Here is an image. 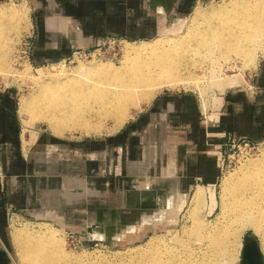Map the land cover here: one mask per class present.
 Masks as SVG:
<instances>
[{
	"label": "rangeland",
	"instance_id": "rangeland-1",
	"mask_svg": "<svg viewBox=\"0 0 264 264\" xmlns=\"http://www.w3.org/2000/svg\"><path fill=\"white\" fill-rule=\"evenodd\" d=\"M43 1L44 0H15L2 2L0 4V8L5 7V10L7 8L19 10L18 15L21 17L18 18L25 19L24 22L17 18L15 19L16 21H12L11 24L10 21L7 20L9 24L0 32V85L14 88L17 92L16 114L20 119L22 127L25 125L28 126V128L26 127L23 131L25 136H29L33 130L36 132L40 130L52 135L55 134L54 137H58L57 139H60L62 143H70L74 146L67 152H60L65 156L68 155L70 159L73 158L76 162L74 175H69L72 176L74 180L71 185L73 187L72 191L76 194V204L65 208L64 211L66 214L64 218L59 216V214L56 218H51L39 214L35 210L18 211V209L12 205L13 208L11 210L14 213L11 215L8 213L7 219V230L11 245V260L16 264H27V261H23V253L20 248H18L19 239L24 238L25 240L35 241L39 235H43L49 241H53L54 245H56V242L61 243L64 252L72 257L73 263L77 264L121 263V261L127 259H136L138 255L143 257V254L150 248L149 240L155 235L162 238L161 247L181 250L187 245L198 254H202L201 252H203L204 246L205 249L209 250L210 246L207 242L206 232L209 230L211 232L215 231L216 226L222 221L220 220L222 214L221 202L223 196H225L222 188L223 184L228 178L241 173L243 168L246 167L251 160H264V137L255 141L246 137H241L238 140V137L227 136L226 140L218 147V150H220L218 155L219 177L216 183L209 187L207 184L199 182V186L196 185L197 183H194L191 187L184 189H177L176 187L173 190L172 182L163 176L167 175V168L164 169L165 166L162 165V155L153 156L151 159H129L123 155L120 156V153L117 151L114 152V154H110L111 157L107 160L106 169L104 171L101 170L102 173H104L103 175L99 173L100 168L98 167V169L95 167V170L90 173L89 177L85 178L83 177L82 167L78 165V161L86 158L98 163V153L95 151L90 152V150L84 151L83 147H88L92 143L99 142L101 139L113 137L127 121L146 106L149 100H145V102L143 100L141 102L138 100L139 102L137 101V105L133 103L134 107L131 106L133 104L128 105V108L129 106L131 108L127 109V119H124L122 122L123 124L116 126L115 123V125L113 124L114 119L108 117L105 118L104 124H102L97 131H85L84 128L78 126L72 127L69 126L68 123L67 125L66 122H60L58 125L59 132L54 129L52 125L48 124V121L33 119L34 117H31V112L25 113V111H23L22 113L20 101H22L23 98H29L37 92L39 88L37 86L39 85L38 82L41 83L51 77L52 79L61 77L64 73L72 74L80 64L96 62L121 66L122 63L126 61L124 60L123 62L122 60L125 59V47L128 45H136L139 43H147L150 45L153 44V42H155L154 44H160L159 41L161 39L170 36L183 37L187 33L186 28H188L189 25L204 20L203 13L205 14L212 8L232 0H192L185 11H175L173 14L166 17L162 26L151 36L135 39L124 35L108 34L95 45H84L74 49L71 53L61 58L39 63L33 61L31 58V49L34 44L31 22L33 11L41 6ZM0 23H2V21H0ZM160 45H162V43ZM258 45H256L258 48H253L255 51L253 53V58H248L247 56L242 57L231 53L229 56L225 57V60V58H220L217 53L215 56L212 55L214 57H205L199 54L197 56V54H194V56L192 55L193 58L191 57L190 60L191 62L196 61L195 65L193 64L182 68V70H184L178 72L179 77L182 75L180 78L184 80L185 78L183 77L188 76L189 81L185 79L186 83L182 81L183 83L181 82L175 86H162L157 92L169 89L171 91L181 92L186 90L194 93L200 120L204 128L207 129L218 108L221 92L228 89L226 86L235 85L239 82L243 84H252L249 81L247 82V80L249 78L252 79L254 75H252V72L255 70L259 59L264 56V41L260 42ZM179 69L181 70V68ZM60 71L61 73H59ZM194 75L197 78L200 77L198 79L199 81L196 80L197 78H195ZM250 75L252 76L249 77ZM107 77L108 76H106V78ZM106 78L104 77L103 79ZM191 79H195L197 83L195 80ZM100 80H102V78ZM106 80L108 81L109 78ZM103 81L104 80L100 81L102 85ZM107 81H104V83L107 84ZM191 81H194L196 84L194 82L193 84L189 83ZM108 85L109 81L107 86ZM243 88L252 96L257 92V87ZM128 110L131 111L129 112ZM210 114L213 116L211 117ZM119 126L120 128H118ZM240 139L250 140L254 145L250 148L246 146L244 142H240ZM1 174L2 172L0 171V175ZM102 179H104V183L101 185L103 188L100 189L101 187L99 184L103 182ZM60 188L61 187H59L58 190H60ZM98 189L101 191H97ZM50 193L52 192L50 191ZM62 194L61 191L58 192V196L61 197ZM211 194L213 197H211ZM152 196H154L155 199H153L154 197ZM84 197L87 198L86 206H80L79 208L78 201L85 199ZM137 200L148 204L162 201L161 204L168 206L167 208H158V206L155 205L152 213L147 214L143 212L139 223L136 225L140 227L141 230L136 234H127L123 240H115L104 236H89L87 227L85 228L86 221L92 219L101 221L104 218L105 211L111 219L118 217L119 214L124 216L125 213L134 207L136 204L134 202H137ZM84 207L94 210L96 214L94 216L88 215L89 219L87 217L84 219V214L81 211ZM192 213H195V215H191ZM124 220L125 219L121 218L117 222H113L111 227L106 229L103 228L101 224H98L97 229L102 232L105 231V234H109V232H107L109 229L110 231H116L117 223H121ZM127 224H133V222L128 221ZM15 228H24L27 230L26 232L29 236L26 234V237L24 235L20 238L16 236L17 238L14 239ZM129 228L133 229L131 226ZM199 231H202V234H199ZM12 233H14V236ZM48 234L53 235L52 240L47 238L49 236L51 237V235ZM250 238L257 239L260 248H262L261 250L264 257L261 238L252 228L246 227L241 235V244L238 245L237 242L231 243V246L228 245L229 248L226 250L227 254L217 255L215 261L218 263L221 262L222 264H242V246L243 243ZM51 245L52 244H48L43 251L47 250ZM37 250V248L33 250L34 253L35 251L37 252ZM38 253L39 255L43 254L42 252ZM39 255L36 253L34 256L36 261L41 257ZM133 255L134 257H132Z\"/></svg>",
	"mask_w": 264,
	"mask_h": 264
},
{
	"label": "crops",
	"instance_id": "crops-1",
	"mask_svg": "<svg viewBox=\"0 0 264 264\" xmlns=\"http://www.w3.org/2000/svg\"><path fill=\"white\" fill-rule=\"evenodd\" d=\"M191 1L44 0L32 13L31 58L39 63L55 60L78 47L95 45L108 34L135 39L151 36L166 17L175 11H185ZM252 75L247 82L257 87L256 94L252 96L243 88L249 83L226 86L228 89L221 92L218 108L207 129L200 120L194 93L156 91L146 106L113 137L83 147L84 151L98 153V163L86 158L78 161L83 177H89L95 167L100 168L101 175L110 154L117 151L129 159L162 155L163 168H167V175L163 176L172 182L173 190L188 188L194 183L199 186V182L208 187L214 185L219 177L218 147L227 136L255 141L264 137V56ZM16 94L14 88L0 85V264H16L11 260L7 230L9 205L18 211L35 210L51 218L58 214L64 218L65 208L76 204L71 185L74 180L69 176L74 175L76 162L60 152L74 146L40 130L25 136L23 131L28 126L22 127L16 114ZM84 198L78 201L79 208L86 206L87 198ZM81 211L84 219L96 214L88 207ZM122 217L119 214L112 220L105 211L101 221L88 220L85 228L89 236L115 240H123L127 234L141 230L136 226L140 220L127 224L128 219L124 220L127 225L120 232L115 231L116 234L97 229L98 224L109 228Z\"/></svg>",
	"mask_w": 264,
	"mask_h": 264
},
{
	"label": "bare ground",
	"instance_id": "bare-ground-1",
	"mask_svg": "<svg viewBox=\"0 0 264 264\" xmlns=\"http://www.w3.org/2000/svg\"><path fill=\"white\" fill-rule=\"evenodd\" d=\"M4 8H0V21H2L0 32L5 29L9 21L11 24L21 17L18 15L19 10ZM203 17L204 20H200L201 22L189 25L183 37L170 36L161 39L159 43L162 45L153 42L150 45L139 43L126 46L125 59L122 60L126 61L121 66L96 62L80 64L72 74L64 73L61 77L53 79L51 77L41 83L38 82L37 92L20 101L22 113L31 112L33 119L48 121V124L58 132L60 122H66L72 127L84 128L85 131H97L108 117H112L113 124L117 126L127 119V109L131 108L130 106L128 108V105L133 103L137 105L139 101L150 100L162 86H175L182 81L186 83L187 79L189 81L188 76L183 77L186 81L180 78L182 75L179 77L178 72L183 71L182 68L195 65L196 61L190 60L192 55L199 54L206 57L215 56L217 53L220 58H225L234 53L253 58L255 52L253 48L264 41V0L227 1L203 13ZM21 20L25 22V19ZM104 77L109 78L108 86V81L103 79ZM101 78L107 81V84L103 81V85L106 86L101 84ZM193 82L189 83L193 84ZM131 106L134 107V104ZM222 188L225 195L221 202L220 220L222 221L218 223L215 231L206 232L209 250L204 246L202 254H198L187 245L181 250L161 247L162 238L155 235L149 240L150 248L146 253H142L143 257L138 255L136 259L108 264H220L221 262L215 261V257L227 254L228 245L231 246L233 242L240 245L241 235L246 227L252 228L259 235L264 249V160H251L241 173L228 178ZM191 215L194 216L195 213ZM123 226H126L124 221L120 224L118 222L116 231L119 228L118 232H120ZM26 231L24 228H15L13 238H20L23 235L26 237L28 234ZM107 232L112 233L110 229ZM12 234L14 236V233ZM199 234H202V231H199ZM52 236L47 238L52 240ZM48 244L52 245L43 251ZM18 248L23 253V261L29 264H77L73 263L72 257L64 252L61 243L56 242L54 245L53 241H49L43 235H39L35 241L19 239ZM36 248L38 250L34 253L33 250ZM38 252L43 254L39 255ZM36 253L41 256L38 261L34 257Z\"/></svg>",
	"mask_w": 264,
	"mask_h": 264
},
{
	"label": "water",
	"instance_id": "water-1",
	"mask_svg": "<svg viewBox=\"0 0 264 264\" xmlns=\"http://www.w3.org/2000/svg\"><path fill=\"white\" fill-rule=\"evenodd\" d=\"M161 203L162 201H156L152 204L139 201L131 210L125 213L122 219H128L129 222H137L141 219V215L143 212L147 214L152 213L155 205H157L158 208H167L166 205ZM241 262L242 264H264V257L257 239L250 238L243 243L241 251Z\"/></svg>",
	"mask_w": 264,
	"mask_h": 264
},
{
	"label": "built area",
	"instance_id": "built-area-1",
	"mask_svg": "<svg viewBox=\"0 0 264 264\" xmlns=\"http://www.w3.org/2000/svg\"><path fill=\"white\" fill-rule=\"evenodd\" d=\"M6 1H15V0H0V4H1L2 2H6ZM248 87H255V86H254L253 84H250ZM238 140H239V138H238ZM240 142H244V144H245L246 146L250 147V148H251V146L254 145V143H253L252 141L247 140V139H240ZM12 208H13L12 205H10V206L8 207L9 215H11V214L14 213V212L11 210Z\"/></svg>",
	"mask_w": 264,
	"mask_h": 264
}]
</instances>
